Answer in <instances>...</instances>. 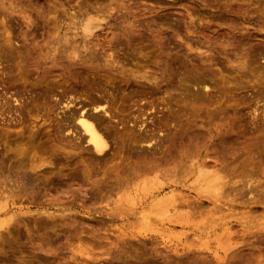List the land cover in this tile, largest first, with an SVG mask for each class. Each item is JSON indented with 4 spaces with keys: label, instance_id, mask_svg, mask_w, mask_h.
Segmentation results:
<instances>
[{
    "label": "rangeland",
    "instance_id": "1",
    "mask_svg": "<svg viewBox=\"0 0 264 264\" xmlns=\"http://www.w3.org/2000/svg\"><path fill=\"white\" fill-rule=\"evenodd\" d=\"M1 220L0 264H264V0H0Z\"/></svg>",
    "mask_w": 264,
    "mask_h": 264
},
{
    "label": "bare ground",
    "instance_id": "2",
    "mask_svg": "<svg viewBox=\"0 0 264 264\" xmlns=\"http://www.w3.org/2000/svg\"><path fill=\"white\" fill-rule=\"evenodd\" d=\"M90 23L85 24V29L87 32H89V34H90V32H93L95 30V28L98 27V26H92L93 24L90 25ZM111 62L114 63V61H111ZM111 62L110 61L105 62L106 65H111V68L109 66H106V67L104 66V67L106 69H109V70H114V68H116V65H114ZM203 62H205V61L203 60ZM135 76L136 77L140 76L141 79L147 78L146 76H144V74H139V75L135 74ZM135 80H138V79L135 78ZM206 86H207V84L204 83V87H206ZM93 108H95L97 111L102 110L103 112H108V109L105 107V105L103 103H100V102H98ZM95 120H98V116L93 114V113L86 111L85 109L81 108L79 110H74V124L79 125V127L83 130V132L86 136V140H85L86 143H89L91 145L93 151H95L97 153H103L108 148V141L106 140V136L103 134L100 127L95 123ZM206 171H208V170H206ZM206 171H204V170L200 171L198 174V176L201 177V180L204 182L203 188L205 190H209V191L213 192L214 194H217L221 189V184L218 181L219 178L217 176H213L210 178L209 176L211 174L208 175V173ZM212 175H215V173ZM157 188L158 187H157L156 183L154 182V180H147L145 182H142L140 185L135 186L133 188V190H130L127 197L129 198V200L131 202L135 203V201L142 199V197L146 196L147 194H150V193L153 194L154 192H156L155 190H157ZM173 195L174 194L171 193V196H173ZM174 196L177 197L176 193ZM215 199H217V198H215ZM169 204L171 205L170 202H167V199H163V198L158 199L155 202V204H153V206H152V208H154V209H150V211L147 214L145 213L144 215H142L143 217L141 218V221L143 220L146 225L151 227L152 225H151L149 219H152V217H154V216H155L154 217L155 220L157 219V220L162 221L163 219H165V220L169 219L171 212H172V209L169 208ZM3 223H5V221L1 220L0 226H1V224L4 225ZM227 239H229V238L227 237ZM225 241H223V242H225ZM217 244H218V242H217ZM233 246H234V244H233ZM228 249L229 248H227L226 250H228Z\"/></svg>",
    "mask_w": 264,
    "mask_h": 264
}]
</instances>
